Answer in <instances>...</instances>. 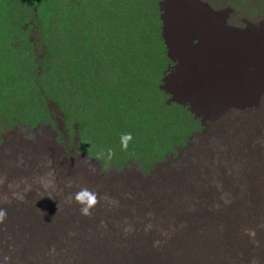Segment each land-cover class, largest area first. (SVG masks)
<instances>
[{"label": "rangeland", "instance_id": "374dc122", "mask_svg": "<svg viewBox=\"0 0 264 264\" xmlns=\"http://www.w3.org/2000/svg\"><path fill=\"white\" fill-rule=\"evenodd\" d=\"M162 1L0 0V207L7 209L0 234H23L36 259L40 258V248L47 252L55 247L53 243L66 248L80 245L73 237L69 245L56 228L69 221L66 220L69 214L72 218L76 214L81 216L80 205L69 201L81 188L98 193L97 210L93 207L92 214L84 219L89 221L87 224L97 226L95 231H90L83 225L84 247L91 244L97 247L96 254L104 257L101 262L107 253L105 248L117 249L113 256L125 248H136L135 261L146 264L151 260L152 264L158 263L159 256H144L143 240L150 244L147 249H156L152 243L158 240H174L190 209L179 201L180 197L172 200L170 209L167 208L171 211L167 213L159 204L157 217L153 219L158 227L146 230L143 225H149H145L141 212L146 210L145 216L150 204H146L143 191L156 190V185L180 168H244L245 172L264 168V85L252 87L240 83L229 86L230 89L211 83L219 81L226 64V78L245 80L235 70L232 77L229 74L231 60L227 53L235 51L230 39L251 42L252 35H256L258 50L263 49L264 33L259 21L264 20V0H203L206 8L198 12L201 17L197 21H189L186 40L180 43V39L174 38L173 43L170 34L167 36L169 44H173L172 51L163 36ZM168 1V10L173 11L177 5ZM226 9H230L228 15L218 17L219 20L208 16ZM245 21L256 25L257 32ZM207 28L210 36L201 37ZM216 39L225 42L222 46L227 47L226 55L213 54L212 51L220 48L212 44ZM178 46L187 47V54H181ZM235 52L241 55L240 51ZM209 56L212 58L207 62ZM216 60L219 68L213 69ZM189 64L192 68L186 69ZM200 80L206 86L193 85ZM240 92L247 94L237 107L235 97L240 99ZM256 95L257 102L247 101ZM221 96L225 100L218 102L216 98ZM217 115L221 125L225 122L223 130L218 129L220 124L216 129L212 125L208 127L209 120ZM228 128L234 131H227ZM123 133L132 134L127 148L121 147ZM109 148L113 152L111 159L107 157ZM219 149L226 153V160L231 157L233 163L236 159L240 163L235 167L231 163L219 166ZM81 154L94 161L79 157ZM52 179L58 184L54 191L51 183L47 185ZM126 189L129 193L124 192ZM192 189L190 195L195 196L199 192H211L212 185L204 180ZM13 193L22 194L23 199L15 198ZM52 194L60 195L61 201H65L63 209L57 204L60 199L55 200ZM109 195L121 201L125 199L127 208H110V202L103 198ZM46 208L44 214L51 216L52 221L42 222L44 230L39 228L37 218L41 217L39 211ZM26 210H31L34 217L21 229L19 225L25 222L18 218L23 212L25 219ZM105 212L108 216L104 219ZM115 212L121 215L117 219L111 215ZM58 218L61 223L55 222ZM124 221L131 222L134 228L118 229L111 236L106 225L115 228V222ZM79 226L73 231L82 233ZM39 231L43 234H36ZM71 233L66 234L72 236ZM30 236L35 240L33 243L26 240ZM10 246L0 239V258L9 256V264H21L16 257L19 253L9 249ZM59 254L63 256L62 251ZM22 260L30 262L26 258Z\"/></svg>", "mask_w": 264, "mask_h": 264}, {"label": "bare ground", "instance_id": "6f19581e", "mask_svg": "<svg viewBox=\"0 0 264 264\" xmlns=\"http://www.w3.org/2000/svg\"><path fill=\"white\" fill-rule=\"evenodd\" d=\"M167 1L168 0H164L160 3V10L164 9V11H165L162 13V18L164 19L163 36L166 40V45L170 48V51H172V48H174V47L172 46L173 44H169L167 36L170 34V37L172 38L173 43H175L174 38L180 39L181 40L180 43L185 41L186 37L188 36V31L190 30V29H187L188 27H190V26H188L189 21L190 22H191V20L197 21L196 20L197 17H199V18L201 17V14L198 12L204 11V9L206 8L205 7L206 4H205V2L203 3L200 0H172V5H177V6L174 8L173 11H169L167 8V4H168ZM229 11H230V9H226L223 11H217V12L215 11L214 13L211 11L213 15L209 14L208 16L215 18L216 20H219L218 17H226L228 15ZM168 14H170L169 15L170 17H167ZM178 15H180V16H178ZM204 16H206V14H204ZM179 17H180V19H178ZM207 20L205 18L206 22H207ZM216 20L214 22L217 24ZM209 21H211V20H209ZM245 22H247V24L249 25V28L254 30V33L257 32V31H255L257 29L256 25H254L253 23H250L248 21H245ZM259 24H260L259 28H261L260 30L264 33V20L259 21ZM202 25L204 26V28L206 26L209 27L208 24H202ZM183 28L186 30H184L181 33ZM169 30H170V32H169ZM215 31H216V29H215ZM178 32H180L181 34H178ZM210 34L211 33H210L209 29L207 28V30L205 32L202 31L201 37L208 38L210 36ZM252 37H253V41H251V42H245V40H243V39H234V41L230 39V41H232L233 44L235 45V51L241 52L240 56H238L235 51L232 52L231 50H230L231 52L227 53V47L222 46V45H225L224 41L221 43L217 42V39L214 42L212 41V44H214L215 46L216 45L220 46V48L218 50L219 52L217 50H214V51H212L213 54L214 53L220 54V55H223V54L226 55V53L228 54L227 57L229 60H231L230 61L231 63L229 65L230 70H231V72L229 73L230 76L232 77L233 71L235 70L236 74H240L241 78L245 79V80L241 81L240 79L231 80L229 78H226L227 77V74H226L227 64H226V67L225 66L222 67L224 69H222V72H220V74H219L220 76L218 75L219 81H213V82L211 81L212 85L227 86V88L235 87V86L242 85V84L247 85V86L251 85L252 87L255 85H258V86L264 85V47L261 50L262 52L259 51L258 50V44H257V42L255 43L257 36L252 35ZM177 42H178V40H177ZM170 45L172 46V48ZM184 47L179 48V46H178V50L182 52V53L181 52H179V53L183 54V52H184L187 54L188 49H187V47H185V48ZM175 48L176 49L174 51L176 52L177 47H175ZM203 57L205 58L206 56H203ZM211 58L212 57L209 56V58H207L206 61L209 62L208 60H211ZM221 59L222 58H219L218 60L221 61ZM236 60H237V63H236ZM202 62L204 63V61H202ZM207 62H205L204 64H205V66L208 67L209 63H207ZM217 62H218L217 60L214 62L216 64H214L213 69L219 68ZM225 62H226V60H225ZM189 65H186V69L192 68V66L191 65L189 66ZM259 71L261 73H259ZM254 74H255L256 78H255ZM246 75H248V76L252 75V76L249 78V77H246ZM237 76H239V75H237ZM240 83H242V84H240ZM180 84L182 85L183 83H180ZM193 85L194 86H200V85L206 86V84L202 80L196 81ZM193 85H191V86H193ZM250 89H252V88H250ZM240 94H241V92L238 94L240 96V99L235 97V100L238 99L234 103V105L237 107H240L239 104L241 102H244L245 94H247V93H243V95H240ZM230 96H232V95H230ZM216 100H218V102H219L221 100H225V98L223 96H221V97H217ZM257 100H258V95L254 96V98H252L251 100L248 99L247 101L248 102H252V101L257 102ZM240 110H241V108H240ZM220 112H222V111H220ZM218 114H220V113H218ZM220 115L219 116L217 115V117L214 116L215 117L214 119L209 120V126L208 127H211V125H212L216 129L217 125H219L221 123V122H219ZM230 124L233 125L234 122H231ZM231 125H230V127H231ZM248 125H250V124H248ZM223 126L225 127V122H223L222 125L220 124L218 126V129L223 130ZM47 127L50 129L49 125ZM246 128H248V126ZM227 131L231 132L234 130L228 128ZM220 151H222V150L219 149V152ZM218 154H217V164L219 166H224V165L230 166V163H231L235 167L236 165H238V163H240V161H237V159H236V161L234 160L235 162L233 163L231 161V157L230 158L227 157L228 159L226 160V158H225L226 153L223 154V152H220V154L219 155ZM79 157H85L89 161H94L93 158H90L85 154H81V155H79ZM259 159L261 160V158H259ZM262 165H264V164H262ZM243 170H244V168H180L179 170H176V171L173 170L172 171L173 173L171 172L172 174H170V172L167 173L166 175H168V174H170V175L165 177V180L162 181V183L160 185L158 184V186L156 185L154 187L156 190L151 188L149 192L143 191V195L146 197V201H147L146 204H150V207H149L150 210H148V212L145 216H144V214H145L146 210H145V212L139 211V212L143 213V215L141 217H143V219L145 221V225L147 223L149 225L146 227L143 225V227L146 230L154 229L155 225L157 226V224L153 223L154 222L153 219L157 217L156 216L158 213L157 211L160 209L159 204H161V209H163L164 211H166L165 213H167L168 211H171V210H168L167 208H169L170 204H172V200L174 198L178 199L176 197H180L181 199H179V201L181 200V202L186 203L188 205V208L190 209L189 210L190 213H187L185 211V213H187V214H185L183 217L184 218L183 224H182L183 227L180 226L177 229V235L174 236L175 237L174 240L173 239H167V240H163V241L161 240L160 242H158L159 240L157 239L158 241L152 243V245L155 244L157 246L156 249H147L148 247H150L149 246L150 244H149L148 240L147 241L143 240V248H144L143 254H144V256H146L148 258H155V257L157 258V256H159V258L157 259L158 263L157 262L155 263V261H154V263H152V264H264V168H252L249 172H245ZM78 176L80 178L81 175H78ZM242 177H246L245 180H244V178L242 180ZM40 180H42V179H40ZM80 180H81V178H80ZM204 180H206L207 182L209 181L211 183V185H212L211 192L210 191H204L203 193H200V192L196 193L195 196H192L193 194L190 195L191 192H189V191L193 190L192 189L193 185H199L200 182H202ZM54 181H55V179L51 180V184L53 186V188H51V189L53 191L56 189V186L58 185L57 182L54 183ZM196 182H199V183H196ZM47 185H49V181L47 182ZM249 187H251V188H249ZM208 190H210V189H208ZM53 191H51V192H53ZM156 191L160 194H158ZM124 192L129 193V190L126 189ZM202 194H205V195H202ZM52 195L55 197V200L60 199L59 198L60 195H57V196H55L54 194H52ZM72 197H73V194L70 196L69 201L75 202V200ZM101 197H100V200H101ZM103 198L110 202V208L119 209L122 207L125 208L126 205H128V203H127V201H125V199L121 201L120 199H118V197H113L112 195H109V197H103ZM140 198L142 199V196ZM61 199H60V201L59 200L57 201V204H59V208L63 209L62 205L65 201L62 202ZM197 201H198V203H197ZM67 202H66V204H67ZM163 204H166V207ZM108 206H109V204H108ZM97 207L98 206H96V205L94 206V211L97 210L96 209ZM172 207H174V206H172ZM141 208H142V206L138 209H141ZM47 210H48V208H46L44 210L41 209L39 211L41 213V215H39V216H41V217L37 216L38 217L37 219H39V223H40V225H39L40 229L45 230V228H43L44 225H42V222L47 224L49 221V223L51 224V221H52V220H50L51 216L48 217V216H45V214H44L45 212H47ZM198 210H199V212H197ZM91 211L93 212V210H91ZM173 212H172V215H173ZM133 213L136 214L135 212H133ZM31 214H32L31 210H26V213L24 214L26 216L25 219L22 218L23 212H22V215L20 214L21 216L18 218L19 221L25 222V223H22L19 225L21 227V229H23V227L26 223L29 225V223H30L28 221L29 218L34 217V216H31ZM122 214H125V213H122ZM111 215L113 216L114 219H117L121 216L120 213H118V212L111 213ZM170 215H171V212H170ZM180 215H182V214H180ZM107 216H108V214H107V212H105L103 218L105 219V217L107 218ZM174 216L175 215H173V217ZM87 217H89V216H87ZM62 218H63V216H62ZM159 218H161V217H159ZM72 219L75 221H72ZM84 219H86V217L83 215L78 216V214H76L72 218L69 214L66 216V220H69V221H66L67 223H65L64 225H62V224L58 225L57 224L58 227L55 225L57 227L56 232H58V234L60 236H62L64 238V240L68 241L69 245L72 244L71 243L72 237H73V239H76V241L78 243H80V245H78L77 247L66 248L65 246L59 247V244L57 245V244L53 243V246H55V247L49 246L51 248H49L47 250V252H45V248H40V250H41V252L39 251L40 258H38V259H36V255L33 256V252L31 250H29V248H32V247H28L26 245L25 239H24L25 236L23 234L15 233L13 235H10V233H9L5 236V234L3 235V233H1L0 239L2 238V240L9 242V244L12 246V247L10 246L9 249L17 251L19 253L18 255L20 257L18 255L16 257H17V259L19 258L18 260L21 262V264H47V262H48V264H78V263L80 264L81 262H82L81 264H99V262L101 264H135L136 261H135V258L133 257V255H135V253H137L136 248H125V249H123V252L119 251V253H116L117 255H114V256H113V251L117 250V249H114L112 251L110 249L105 248V251L107 253H105L104 261L101 262V259L104 257L102 256L103 255L102 253H101L102 255L96 254V252H97L96 248L97 247H92V244H91V247H84V245L81 243L83 241V239H82L83 238L82 234L84 231L83 225H85L86 228H89L90 231L91 230L95 231V229H96L95 226H97L96 223L94 224L92 222L91 223L94 226L87 224L86 222H89V221H85ZM109 219H112V218H109ZM120 220H122V219H120ZM58 221L61 223L60 218L56 219L55 222H58ZM78 221L82 222V223H79ZM103 221L104 220H102V222ZM105 222H107V219L105 220ZM77 224H78V226L80 225L79 227L82 229L81 230L82 233L78 232V231H73V228H76ZM115 224H116L115 228H111V227H108L106 225V229L108 230V232H109V230H111L110 231L111 236H114L113 233L116 232V230H118V229H122L125 231V230H132L134 228V226L131 225V222L124 221L121 224L115 222ZM53 226H54V224H53ZM110 226H113V225H110ZM91 227H93V228H91ZM167 227H168V225H167ZM245 229L255 230V236L250 237L249 235H247L245 232ZM71 231L73 232V233H71L73 235L71 236L69 234L70 236H67L66 233L71 232ZM53 232H54V230H53ZM170 233H172V232H170ZM36 234H43V231H39V233L36 232ZM31 236L27 237L26 240L29 241L30 243H33L35 240L32 241L33 237H31ZM90 237H91V235H90ZM22 239H23V242H22ZM104 240H105V238H104ZM46 243L47 242H45V244ZM3 248L5 249V247H2V249ZM92 248H95V249L92 251ZM34 249L36 250L37 248H34ZM55 249H56V252H54ZM63 250H64V252H63ZM61 251L63 253V256L59 257L58 254ZM53 253H56V255ZM129 255H132V257L134 258V262H133V260H131L132 257L130 259L126 258ZM21 257H23L22 259H24V260L26 258L30 262L27 263L26 261H23L21 259ZM147 261H148V263L146 262V264H150L152 262L151 260H147ZM136 263L138 264V262H136Z\"/></svg>", "mask_w": 264, "mask_h": 264}, {"label": "clouds", "instance_id": "9594fccd", "mask_svg": "<svg viewBox=\"0 0 264 264\" xmlns=\"http://www.w3.org/2000/svg\"><path fill=\"white\" fill-rule=\"evenodd\" d=\"M131 139H132L131 133H123L121 135V147L127 148L128 142ZM112 156H113L112 149L109 148L107 150V157L108 159H111ZM49 183H51V181H49ZM13 196L17 199H23L22 194H19V193H13ZM72 198L80 205V213L83 216H90L92 208L98 203V193L86 187L81 188L79 191L74 193ZM6 218H7V209L4 207H0V224L4 223ZM245 232L250 237L255 236V230L253 229H245ZM10 260L11 258L9 256H3L2 258H0V264H9Z\"/></svg>", "mask_w": 264, "mask_h": 264}]
</instances>
